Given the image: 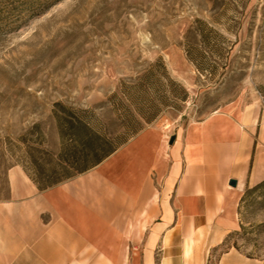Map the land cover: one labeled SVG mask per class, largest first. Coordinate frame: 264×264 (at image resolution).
I'll return each instance as SVG.
<instances>
[{
  "label": "rangeland",
  "instance_id": "374dc122",
  "mask_svg": "<svg viewBox=\"0 0 264 264\" xmlns=\"http://www.w3.org/2000/svg\"><path fill=\"white\" fill-rule=\"evenodd\" d=\"M57 103L113 145L147 127L170 144L225 108L258 112L264 138V0H0L2 191L16 164L42 184L78 174ZM244 192L219 247L264 259V188Z\"/></svg>",
  "mask_w": 264,
  "mask_h": 264
},
{
  "label": "crops",
  "instance_id": "0c3cea01",
  "mask_svg": "<svg viewBox=\"0 0 264 264\" xmlns=\"http://www.w3.org/2000/svg\"><path fill=\"white\" fill-rule=\"evenodd\" d=\"M173 135L168 144L147 127L43 189L24 166H10L0 189V264H264L219 247L236 229L242 193L264 179L258 112L225 108Z\"/></svg>",
  "mask_w": 264,
  "mask_h": 264
},
{
  "label": "trees",
  "instance_id": "16d2710c",
  "mask_svg": "<svg viewBox=\"0 0 264 264\" xmlns=\"http://www.w3.org/2000/svg\"><path fill=\"white\" fill-rule=\"evenodd\" d=\"M208 30L209 32L213 31L212 29ZM208 39L209 38L206 36L203 37V41L205 42H208ZM197 66L200 67V64H197ZM56 106L57 108L59 107L63 111H66L64 114H57L55 112L60 137L62 139V152L60 157L65 163L64 165L67 168L73 169L74 172L80 174L96 166L103 159L113 153L119 146L126 142L124 141L119 145H113L110 140L93 130L89 126L88 122L83 120L81 117L76 116L70 110H66V108L61 106L60 103H57ZM32 179L40 189L56 184V182L42 184L33 176ZM263 188L264 179L252 187H247L244 195ZM243 198L241 200H243Z\"/></svg>",
  "mask_w": 264,
  "mask_h": 264
},
{
  "label": "water",
  "instance_id": "95a60500",
  "mask_svg": "<svg viewBox=\"0 0 264 264\" xmlns=\"http://www.w3.org/2000/svg\"><path fill=\"white\" fill-rule=\"evenodd\" d=\"M174 139H175V135H172L171 137H170V139H169V142H170V144L174 141ZM229 183L231 184V185H235V180L234 179H231L230 181H229Z\"/></svg>",
  "mask_w": 264,
  "mask_h": 264
}]
</instances>
